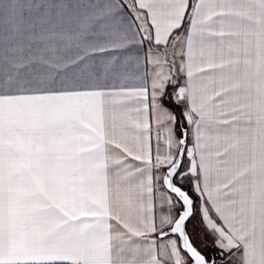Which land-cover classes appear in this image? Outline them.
Instances as JSON below:
<instances>
[{"label": "snow or ice", "instance_id": "1", "mask_svg": "<svg viewBox=\"0 0 264 264\" xmlns=\"http://www.w3.org/2000/svg\"><path fill=\"white\" fill-rule=\"evenodd\" d=\"M0 264H264V0H0Z\"/></svg>", "mask_w": 264, "mask_h": 264}, {"label": "crops", "instance_id": "2", "mask_svg": "<svg viewBox=\"0 0 264 264\" xmlns=\"http://www.w3.org/2000/svg\"><path fill=\"white\" fill-rule=\"evenodd\" d=\"M160 210H161V209H160L159 206L157 205V208H156L157 215L159 214Z\"/></svg>", "mask_w": 264, "mask_h": 264}]
</instances>
